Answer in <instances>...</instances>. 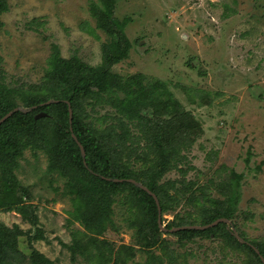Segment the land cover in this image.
I'll return each instance as SVG.
<instances>
[{"label":"rangeland","instance_id":"rangeland-1","mask_svg":"<svg viewBox=\"0 0 264 264\" xmlns=\"http://www.w3.org/2000/svg\"><path fill=\"white\" fill-rule=\"evenodd\" d=\"M92 1L99 3L7 0L0 28L1 83L9 87L39 83L52 45L64 58L75 56L98 66L105 34L89 14ZM113 17L129 18L124 31L131 48L112 71L160 80L180 102V111L195 120V128L190 129L188 116L176 117L172 131L177 142L168 151L170 168L154 176L151 193L158 194L159 208V196L169 206L159 214L160 226L157 214L159 232L151 231L155 235L149 238L151 247L138 245L143 238L137 224L144 225L147 216L127 200L125 192L114 196L109 206L111 222H106L104 232L89 233L74 216L73 196L62 191L66 180L48 174L46 156L28 149L16 174L31 193L29 204L43 236L31 240L30 248L52 264H94L97 251L110 258L107 264L114 263L117 252H121L118 264H246V257L222 235L178 240L175 232L205 225L207 199H215L220 212L228 208V200L230 217L220 222L225 225L219 231L240 243L247 239L264 244V0H115ZM91 29L97 37L88 33ZM116 116L113 109L98 108L86 122L103 131L115 124ZM178 130L187 131V137L180 138ZM143 144L135 155L130 153V142L126 149L117 148L116 140L110 143L112 151L118 152L115 167L131 175L126 181L137 188H147L162 160ZM128 217L135 220L131 226ZM0 224L14 232L17 227L35 233L34 226L14 209H0ZM23 238L17 244L23 252L14 257L17 264L28 260ZM74 244L79 248L75 259Z\"/></svg>","mask_w":264,"mask_h":264},{"label":"trees","instance_id":"trees-1","mask_svg":"<svg viewBox=\"0 0 264 264\" xmlns=\"http://www.w3.org/2000/svg\"><path fill=\"white\" fill-rule=\"evenodd\" d=\"M98 1L99 3L92 1L89 4V14L94 19L96 28L105 34V39L101 43V62L98 66H90L75 56L64 58L56 45L51 46L47 68L37 84L23 82L9 87L1 83L4 76L0 66V119L19 106L23 109L33 107L30 112L16 111L0 123V209L17 210L25 221L34 226L35 232L33 234L32 230L18 231L17 227L14 232L0 224V264H17L14 257L23 254L17 247L21 236L26 243L27 254L24 255H28L25 264H52L29 245L31 240L41 239L43 236L41 230L37 228L38 217L29 204L31 193L27 186L20 183L16 174L20 166L19 160L28 149L33 155L41 152L46 156L48 174H56L66 180L62 191L73 196L76 202L74 216L89 233L104 232L106 222H111L109 206L115 200L114 196L123 192L127 200L131 199L147 216L144 225L137 224L139 236L143 238L138 241V245L151 247L153 242L149 238L155 236L151 231L159 232L156 222L158 210L153 197L126 181L131 175L115 167L118 164L116 159L118 152L112 151L110 143L116 140L117 148L126 149V143L130 142L132 147L130 153L136 155L140 144L144 142L143 145L146 144L148 151L160 155L162 160L158 162V168L154 170L146 184L147 189L154 192L156 186L154 176L162 175L170 168L171 156L168 151L177 142V136L172 131L177 122L176 117L188 116L190 129L195 128L193 124L195 120L188 112L180 111V102L168 92L160 80L149 79L142 73L121 76L112 71V66L125 59L131 48L124 31L129 18L119 21L113 17L115 0ZM7 11V0H0V28L3 25L1 15ZM88 33L97 37L93 29ZM49 100L53 102L46 104ZM68 104L72 110L71 124ZM105 107L113 109L119 116L114 117L115 124L100 131L93 124L86 122V118L91 117V113L98 108ZM86 108L90 111L87 112ZM40 112L46 113V116L35 119V115ZM179 132L180 138L183 135L187 137V131ZM72 135L76 137L77 142ZM78 142L85 151V162ZM186 143L185 138L183 146ZM147 174L148 172L143 173L144 179L148 178ZM115 179L124 181H114ZM205 187L201 188L206 193ZM197 192L198 189L192 191L196 199ZM205 193L204 195L207 194ZM159 198L160 209L163 212L169 205L163 198L160 196ZM226 201L228 208L220 212L215 199L206 200L210 207L204 221L205 225L217 219L230 217V204L228 200ZM125 220L128 226L135 223L130 217ZM224 225L219 222L217 226L204 230H179L175 232V236L182 240L200 234L222 235L233 250L241 252L246 257V264H262L260 256L264 259V244L250 242L247 239L240 243L229 233L223 235L219 230ZM76 245L71 246L73 259L79 250ZM81 251L80 248V253ZM117 253L113 264L119 262L121 252ZM94 260V264H107L110 258L97 251Z\"/></svg>","mask_w":264,"mask_h":264},{"label":"water","instance_id":"water-1","mask_svg":"<svg viewBox=\"0 0 264 264\" xmlns=\"http://www.w3.org/2000/svg\"><path fill=\"white\" fill-rule=\"evenodd\" d=\"M46 104H50V102L48 101V102H46ZM32 109H33V107H32V108H28V109L15 108L14 110H12V111H10L8 114H6L4 117H2V118L0 119V123L3 122L6 118H8L12 113H14V112H16V111H19V110H20V111H22V112H30ZM68 114H69V124H71V121H72V110H71V107H70L69 104H68ZM44 116H46V113H44V112H40V113H38L37 115H35V119H38V118H40V117H44ZM70 130H71V128H70ZM72 136H73V138H74V139L76 140V142H77L76 137H75L74 135H72ZM77 144H78V146H79L80 153H81V156H82V158H83V161L85 162V160H84L85 151H84L82 145H81L79 142H78ZM84 165H85V163H84ZM85 166H86V165H85ZM115 181H118V180L115 179ZM119 181H122V180H119ZM128 181H130V180H128ZM138 187L141 188V189H144L149 195H151V196L153 197V199H154V201H155V203H156L157 209H158V221H157V222H158V225L160 226L159 214H160L161 210H160V208L158 207V202L156 201V200H157V199H156V196H155L153 193H151V191H149L147 188H144L143 186H138ZM224 221H226V219H224V218H222V219H217V220H215L214 222H212V223H210V224H206V225H202V226H192L191 229L204 230V229H207V228H210V227L215 226V225L218 224L219 222H224ZM256 251H257V250H256ZM260 258H261V260H264L261 256H260Z\"/></svg>","mask_w":264,"mask_h":264}]
</instances>
